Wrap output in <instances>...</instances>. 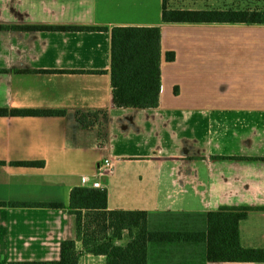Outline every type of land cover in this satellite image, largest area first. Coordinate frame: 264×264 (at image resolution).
I'll return each instance as SVG.
<instances>
[{
    "label": "crops",
    "instance_id": "0c3cea01",
    "mask_svg": "<svg viewBox=\"0 0 264 264\" xmlns=\"http://www.w3.org/2000/svg\"><path fill=\"white\" fill-rule=\"evenodd\" d=\"M172 2L216 8L249 1ZM162 5L0 0V107L66 111L0 116V202L66 205L0 206V264L59 259L68 239L77 242L80 264H107L105 256L84 249L68 208L74 187L95 182L107 189L109 209L147 211L152 230L171 229L152 228L155 215L206 217L221 207L254 208L241 223V240L245 247L264 248V25L163 23ZM154 25L162 27L160 104L116 107L111 30ZM169 51L176 53L174 61L166 60ZM89 110L105 115L84 127L77 113ZM107 158L112 167L101 173ZM198 244L203 249L194 255L189 248ZM148 264L264 262L208 261L204 243L179 241L152 243Z\"/></svg>",
    "mask_w": 264,
    "mask_h": 264
},
{
    "label": "trees",
    "instance_id": "16d2710c",
    "mask_svg": "<svg viewBox=\"0 0 264 264\" xmlns=\"http://www.w3.org/2000/svg\"><path fill=\"white\" fill-rule=\"evenodd\" d=\"M242 5L216 8L176 7L163 0V23L264 25V0H248ZM5 26H0L4 28ZM24 29L95 30L77 26H17ZM99 29V28H98ZM106 30V28H100ZM174 61L176 53H166ZM162 27L116 26L111 30V86L114 106L119 108H155L162 89ZM65 110L47 108L0 107V116H59ZM105 111H78V120L90 127ZM14 164L42 167L44 161H18ZM16 207H52L57 203H8ZM0 202V206L8 205ZM70 213L76 216L79 239L93 255H103L107 264H148L152 243H204L208 261L264 262V248L245 247L241 223L251 207H221L206 214L204 230L154 229L149 227V213L144 210H111L106 188L76 186L71 191ZM81 252L74 239L63 241L61 255L54 260L10 261L8 264H80Z\"/></svg>",
    "mask_w": 264,
    "mask_h": 264
},
{
    "label": "rangeland",
    "instance_id": "374dc122",
    "mask_svg": "<svg viewBox=\"0 0 264 264\" xmlns=\"http://www.w3.org/2000/svg\"><path fill=\"white\" fill-rule=\"evenodd\" d=\"M234 34H238L239 32L234 31ZM233 35V34H232ZM238 59H241L238 58ZM151 227L161 226L167 227L171 229H194L201 230L205 228V217L200 215H155L150 219ZM192 254H198L203 248L201 244L191 246L189 248Z\"/></svg>",
    "mask_w": 264,
    "mask_h": 264
},
{
    "label": "built area",
    "instance_id": "2783aa9c",
    "mask_svg": "<svg viewBox=\"0 0 264 264\" xmlns=\"http://www.w3.org/2000/svg\"><path fill=\"white\" fill-rule=\"evenodd\" d=\"M112 167L111 160L109 158L104 160L103 166L100 168L101 173H104L107 169ZM94 187L96 188H103L99 182L94 183Z\"/></svg>",
    "mask_w": 264,
    "mask_h": 264
}]
</instances>
